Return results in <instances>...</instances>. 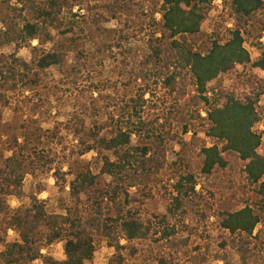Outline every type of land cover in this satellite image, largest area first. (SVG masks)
Segmentation results:
<instances>
[{
	"label": "trees",
	"instance_id": "16d2710c",
	"mask_svg": "<svg viewBox=\"0 0 264 264\" xmlns=\"http://www.w3.org/2000/svg\"><path fill=\"white\" fill-rule=\"evenodd\" d=\"M217 1L221 21L233 25L210 35L202 26ZM0 26V264H91L100 243L114 250L110 264H230L227 248L238 264H264V156L255 130L264 84L251 76L264 71V0H0ZM7 46L14 54L3 53ZM247 46L262 57L252 61ZM23 48L29 63L17 57ZM53 68L58 80L48 77ZM221 76L234 90L219 85L211 96ZM63 109L66 122L45 129ZM173 143L181 152L168 165ZM238 166L248 192L235 210L228 199L237 198ZM229 174L226 185L214 184ZM49 177L60 213L39 199ZM210 185L225 194L220 209ZM206 224L222 236L206 227L199 235ZM61 243L65 260L43 254Z\"/></svg>",
	"mask_w": 264,
	"mask_h": 264
},
{
	"label": "rangeland",
	"instance_id": "374dc122",
	"mask_svg": "<svg viewBox=\"0 0 264 264\" xmlns=\"http://www.w3.org/2000/svg\"><path fill=\"white\" fill-rule=\"evenodd\" d=\"M223 14V6H222V2L221 1H217L215 4H214V9L212 10V12L210 13V16L208 18V20L206 21V23L202 26V30L203 32L207 33V34H212L214 33V31H217V29L220 30V32L222 34L225 33V31L229 28L232 27L233 25V22L231 21H227V22H222L221 21V15ZM105 27L108 28V29H114L115 27H117V24L116 22H109V23H106L105 24ZM0 29H1V26H0ZM138 43V44H142V38H139L135 41H133V43ZM263 43H264V40H263ZM34 45H36V43H34ZM247 49L248 51L250 52L251 54V57H252V61H257V59H259L260 57H262V52L258 51V50H255L249 46H247ZM89 50L92 51V49L90 48L89 46ZM3 53L6 54V55H12L14 54V47H5L3 50ZM17 57L27 61L28 63L31 61L32 59V56L30 54V51L26 48H23L18 54H17ZM107 68H110V62H107ZM237 72H243V68L242 67H239L237 68ZM251 76L256 79L257 81H260L264 84V71L262 70H259V69H255L252 71V74ZM48 77L51 79V80H58V78L60 77L59 75V72H58V69L57 68H53L51 70L48 71ZM233 82L232 80L227 77V76H221L219 79H217V81H214L212 82L208 88L209 90L211 91L210 95L212 96V91L215 90L216 88L219 87V85H221V87H223L225 90L227 91H233ZM235 94L237 95V97L239 99H243L244 98V94L242 92H240L239 90H235L234 91ZM206 108H203L202 107V116L203 118L206 117V114H205V110ZM259 109L263 110L264 111V99L262 100V102L260 103L259 105ZM70 114V109H63L62 110V115L57 118L56 116H51L50 118V121L46 124H44V128L45 129H51L52 126L54 125L53 123H65L68 116ZM9 117L8 113H5L4 115V119H7ZM255 130L257 133H261L262 135V142H261V146L259 147V151H260V155L261 156H264V115H263V121L255 127ZM204 130H200L199 131V134L197 136V138H199L201 141H204L206 143V145L208 147H211L213 144H214V141L210 140V139H207L204 135ZM184 140L190 144L191 141H192V135L189 134L187 136L184 137ZM168 150H167V153H166V163L169 165L171 164L174 159H175V155L180 153L181 152V147L177 144V143H173L171 145L168 146ZM91 159V156H87L84 158V161H89ZM240 167L238 166L237 167V173L235 175L234 173V179H236V185H235V190L237 191V198L236 200H233V199H230L232 196H230V198L228 199L229 203H231V205H235V210H240V209H243L245 206L238 203V199H240L242 197V195H244V192H248V190H244L243 191V187H244V184L242 183V178L240 176ZM167 169H166V173H167ZM228 178H226V181H224L223 179L221 180L220 184L219 183H214V184H217V185H222V187L224 185H226L228 182H229V178L232 177V174H229L227 176ZM160 180H162V178H159ZM44 184L46 185L47 187V192L44 193L42 196H40V200H49V204H48V210L51 212V213H60L61 212V208H60V203H61V198L60 196L58 195L56 189H55V181L49 177L47 178L45 181H44ZM157 184H159V182H157ZM33 180L31 177H27L25 182H24V190L25 192L28 194V195H32L34 193V188H33ZM168 185L167 182H164L163 181V184L161 183L160 185H157L155 186V193H161V192H164L163 190V187ZM213 185H210L208 187L209 191H211V193H213L215 196V205H218V209H220L221 207V204L224 202V198L225 197L223 194V192H221V188L218 186H216V188H213L211 187ZM164 194V193H163ZM162 194H159L157 197L160 199V197ZM249 196H251L250 193H248ZM234 196V195H233ZM164 197V195H163ZM210 194H206L205 193V199L204 200L206 203H209L210 199ZM64 199H66L67 197H63ZM62 198V200H64ZM68 201V200H66ZM161 202L159 203V213L162 215V214H165L166 211H165V208H164V204L162 202V199L160 200ZM235 201V202H234ZM206 203H204L206 205ZM11 205L12 207H17L18 206V203L15 201V200H12L11 201ZM230 205V206H231ZM194 210L196 211L197 209L194 208ZM185 219L189 225V227H191V231L192 229H195L196 228V222H195V217H194V213L191 212L190 210H187V215H185ZM214 222L213 220H211L210 223ZM205 227L207 228V232L206 234L207 235H210L212 236L213 238H220L222 236L221 232L215 228V226H212L211 224H206V225H200L199 226V235H202L204 234V229ZM189 234L190 232H185V233H181L179 235H177V240H183V239H186L189 237ZM195 238H197V236H193ZM14 240H16V236L13 232H10L9 233V239H8V242H13ZM195 239H192V242H194ZM2 246H0V250H2ZM43 254H47L51 257H53L54 259L56 260H59V261H63L65 260V255H64V248H63V244H57V245H53L52 247H50L48 250H46ZM114 254V250L110 247H108V245L106 243H100L97 247V251L95 253V256H94V260L91 264H110V260L112 258ZM226 256L228 257L229 259V263L230 264H238V257L229 249L227 248L226 250ZM90 264V263H88ZM152 264V263H151ZM182 264H187V263H182ZM209 264H218V263H215V262H212L209 263Z\"/></svg>",
	"mask_w": 264,
	"mask_h": 264
},
{
	"label": "crops",
	"instance_id": "0c3cea01",
	"mask_svg": "<svg viewBox=\"0 0 264 264\" xmlns=\"http://www.w3.org/2000/svg\"><path fill=\"white\" fill-rule=\"evenodd\" d=\"M258 153L260 154V151L258 150Z\"/></svg>",
	"mask_w": 264,
	"mask_h": 264
}]
</instances>
